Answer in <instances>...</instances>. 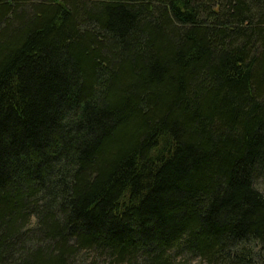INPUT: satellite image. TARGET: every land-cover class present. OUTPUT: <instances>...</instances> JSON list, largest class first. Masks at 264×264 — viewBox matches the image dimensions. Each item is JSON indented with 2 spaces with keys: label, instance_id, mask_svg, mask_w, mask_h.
Returning <instances> with one entry per match:
<instances>
[{
  "label": "trees",
  "instance_id": "1",
  "mask_svg": "<svg viewBox=\"0 0 264 264\" xmlns=\"http://www.w3.org/2000/svg\"><path fill=\"white\" fill-rule=\"evenodd\" d=\"M0 264H264V0H0Z\"/></svg>",
  "mask_w": 264,
  "mask_h": 264
},
{
  "label": "rangeland",
  "instance_id": "2",
  "mask_svg": "<svg viewBox=\"0 0 264 264\" xmlns=\"http://www.w3.org/2000/svg\"><path fill=\"white\" fill-rule=\"evenodd\" d=\"M84 256V257H83ZM82 259L84 260V258H89V255H83Z\"/></svg>",
  "mask_w": 264,
  "mask_h": 264
}]
</instances>
